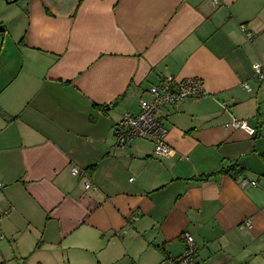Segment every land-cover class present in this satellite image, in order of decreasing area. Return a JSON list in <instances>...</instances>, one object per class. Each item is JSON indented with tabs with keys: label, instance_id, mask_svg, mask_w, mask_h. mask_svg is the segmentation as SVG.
I'll return each instance as SVG.
<instances>
[{
	"label": "crops",
	"instance_id": "crops-1",
	"mask_svg": "<svg viewBox=\"0 0 264 264\" xmlns=\"http://www.w3.org/2000/svg\"><path fill=\"white\" fill-rule=\"evenodd\" d=\"M256 62L264 0H0V264H161L184 232L199 264H264ZM166 76L203 83L166 108L175 156L119 149Z\"/></svg>",
	"mask_w": 264,
	"mask_h": 264
},
{
	"label": "built area",
	"instance_id": "built-area-1",
	"mask_svg": "<svg viewBox=\"0 0 264 264\" xmlns=\"http://www.w3.org/2000/svg\"><path fill=\"white\" fill-rule=\"evenodd\" d=\"M213 5H218L219 0H211ZM241 32L247 40L251 39L250 32L244 25L240 26ZM253 78L257 82L264 81V62H256L252 65ZM243 88L251 91L249 83H244ZM151 100H139L138 113H125L120 121L114 126L116 136V146L123 149L135 139H143L152 144L153 155L157 158H170L175 156L174 149L165 141L167 129L165 126L166 108L175 105L186 99L202 97L203 83L199 79L187 78L177 80L173 76L164 77L157 85H152L148 89ZM231 128L233 130L244 131L249 136H255V128L247 125L244 121L232 119ZM82 172L78 166L70 169L71 176H79ZM246 181H241L240 185H246ZM251 185H255L251 182ZM85 187H90L89 183ZM2 184L0 183V189ZM250 227V222L246 223ZM184 245L183 253L176 258H164L161 264H199L196 259L197 249L194 239L189 232L182 235Z\"/></svg>",
	"mask_w": 264,
	"mask_h": 264
},
{
	"label": "rangeland",
	"instance_id": "rangeland-1",
	"mask_svg": "<svg viewBox=\"0 0 264 264\" xmlns=\"http://www.w3.org/2000/svg\"><path fill=\"white\" fill-rule=\"evenodd\" d=\"M145 99H148V98H145Z\"/></svg>",
	"mask_w": 264,
	"mask_h": 264
},
{
	"label": "trees",
	"instance_id": "trees-1",
	"mask_svg": "<svg viewBox=\"0 0 264 264\" xmlns=\"http://www.w3.org/2000/svg\"><path fill=\"white\" fill-rule=\"evenodd\" d=\"M232 171V170H231Z\"/></svg>",
	"mask_w": 264,
	"mask_h": 264
}]
</instances>
